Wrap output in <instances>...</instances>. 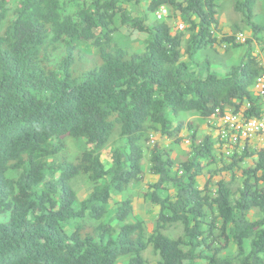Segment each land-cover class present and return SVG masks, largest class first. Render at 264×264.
Masks as SVG:
<instances>
[{"label": "trees", "instance_id": "obj_1", "mask_svg": "<svg viewBox=\"0 0 264 264\" xmlns=\"http://www.w3.org/2000/svg\"><path fill=\"white\" fill-rule=\"evenodd\" d=\"M217 1L0 0V264H152L149 248L154 264H264V152L226 156L213 131L182 134L183 114L263 113V0L233 4L244 41L216 34ZM118 26L144 34L143 50L114 43ZM242 43L237 64L212 70L208 51ZM149 136L185 148L146 151ZM234 169L236 191L219 177ZM147 177L151 231L130 194Z\"/></svg>", "mask_w": 264, "mask_h": 264}, {"label": "rangeland", "instance_id": "obj_2", "mask_svg": "<svg viewBox=\"0 0 264 264\" xmlns=\"http://www.w3.org/2000/svg\"><path fill=\"white\" fill-rule=\"evenodd\" d=\"M62 2L67 0H61ZM236 0H218V21L219 26L217 29L216 34L221 37L224 36L223 34L230 35L232 33L236 34V37H243L247 39L250 36L249 31L244 28V26L240 23V18L236 12L233 10V4ZM260 1V0H259ZM258 1V2H259ZM262 1V0H261ZM259 12V18L258 20H264V0L260 5V8L258 10ZM168 15V16H167ZM166 18L164 17L162 20L167 21L172 27L173 30L181 31L183 28L179 24H177L174 19H172V14L169 13V11L166 14ZM156 19L155 15H150V20ZM256 19V17H255ZM1 32V29H0ZM144 34L138 33L136 31L120 27L118 26L117 32L113 36L114 43H116L121 48H126L131 51H137L140 52L143 50L144 47ZM185 39V38H183ZM246 45L242 43L241 46H238L236 48L228 47V50H225L223 47H217L214 48L215 51H208L210 56V61L212 63V70L214 72L220 73L222 71L227 70L229 67L228 65H235L241 60V56L245 53ZM252 49L254 52H258L260 56V60L264 63V53L260 46L254 44L252 46ZM181 120L183 121L184 128L182 131L183 135H187V133H195L196 137L204 136L205 134H208L211 132V127L209 126V123L207 120H204L200 117H198L195 114H183L181 116ZM187 125L190 126L188 129ZM154 141L158 142L160 145H163L165 148L168 149H174L176 150L175 153H179L178 151L185 148V145H172V140H165L163 138H158L157 136H149L148 140H144L142 143L144 149H149L152 147ZM189 141V140H188ZM187 145V142H185ZM67 148V156L68 158L75 157V155L78 153V147L75 145L76 141H72L70 139L66 140ZM178 146V147H176ZM105 151L103 154V157H105ZM217 162V161H216ZM253 158L251 160H248L244 163H241L239 165V169H242L244 167H247L249 165H252ZM220 163H215V165L212 166V169L220 167ZM10 177H13V175H10ZM219 177L223 178L225 181H229L231 185V189L236 191L240 186L242 182L240 170L234 169L232 172H223L219 174ZM207 176H203L199 178V182L203 184V182L206 181ZM218 178H213V181H215ZM151 181V178L147 177V180H142L136 185H133L130 191V194L134 197V205H133V219L135 220H141L145 221L147 229L151 231L153 229V221H154V209L151 207V205L146 202L143 199V195L145 193V189L148 182ZM146 184V185H145ZM77 189L78 194L80 196H83L85 193L86 185L84 181H78L77 182ZM255 214L253 213V217ZM180 231L179 229H176L174 231L170 232V236L177 237L179 235ZM143 257L147 259L150 263L154 264L157 261V256L152 252V250L149 248L147 251L143 253Z\"/></svg>", "mask_w": 264, "mask_h": 264}, {"label": "built area", "instance_id": "obj_3", "mask_svg": "<svg viewBox=\"0 0 264 264\" xmlns=\"http://www.w3.org/2000/svg\"><path fill=\"white\" fill-rule=\"evenodd\" d=\"M166 14L167 10L162 7L156 13V17L161 19ZM238 39L244 41L243 37ZM252 90L262 103L263 113L260 118L245 119L239 113L216 109L207 119L217 137L218 147L222 148L226 156H230L234 151H242L245 147L261 149L264 152V72L255 78Z\"/></svg>", "mask_w": 264, "mask_h": 264}]
</instances>
